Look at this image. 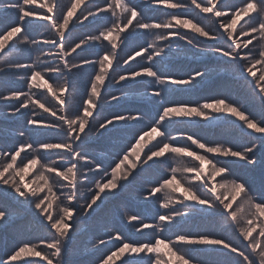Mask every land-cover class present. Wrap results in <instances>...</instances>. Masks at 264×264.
<instances>
[{
	"label": "snow or ice",
	"instance_id": "obj_1",
	"mask_svg": "<svg viewBox=\"0 0 264 264\" xmlns=\"http://www.w3.org/2000/svg\"><path fill=\"white\" fill-rule=\"evenodd\" d=\"M144 2L168 10L194 9L201 16L185 17L183 13L173 11L168 13L170 18L163 23L149 22L131 0H105L103 5L94 3V0H70L67 5L60 0H43L39 4L43 11L31 7L36 0H3L0 3V9L16 17L15 22L0 27V55H5L6 51H17L23 45L24 51L38 48L45 56L54 57V62L43 68L39 66L41 60L38 55L33 63H10L7 70H27L26 75L20 77L25 80L27 88L31 90L38 86L37 82H41L59 105L46 107L38 99H32L30 92L22 89L0 93L2 101L19 102L13 106V116L23 114L31 103L54 117L27 119L24 130L19 131L20 137L29 132L27 126L40 125L48 130L45 135L58 138L39 141L38 147L35 146L36 141H19L11 149L0 150V160L3 161L0 163V227L11 222L15 210L13 206H19L24 211L33 210V214L38 219L42 218L41 223L52 233L51 240L42 241L47 249L52 250L50 253L42 255L35 246L24 243L6 258H0V264H12L25 254L40 257L47 264H70L65 257L74 239L73 233L82 222L81 218H91L107 201L120 196L145 173L166 164L172 156L192 159L191 166L182 171L192 174L194 182L181 183L176 177L178 169L171 168V175H161L145 197L149 199L163 192L165 199L160 207L169 210L157 214L159 223L140 221L136 215L128 216V220L138 221L134 225L137 232L152 229L162 234L179 229L175 237L154 235L151 240L136 242L125 239L119 231L110 233L109 241L118 243L99 264H116L117 260L121 264H204L194 255H188L189 251L194 254L220 253L228 257L225 264H264V83H261L264 82V71L259 76L254 71L257 65L264 68V47L258 53L249 49L253 40L264 42V0H241L240 4H232L229 0ZM245 17L249 19L245 20ZM205 20L211 27L205 26L202 22ZM241 20L244 23L237 31ZM85 21H88V25L96 26L98 34L76 35L77 26L84 25ZM37 27L47 30L50 36L36 39L30 33ZM174 29H190L213 43L202 46L201 42ZM148 33H152L154 39L145 46L141 40ZM253 33H258L259 37ZM240 36L248 39L241 43ZM171 37H178L195 49L194 55L216 58L218 63L224 65L226 74L238 78L237 83H247L252 87L261 104L259 113L253 115L239 102V97L233 101L218 96L196 104L169 102L168 97L175 92L192 91L211 76L207 68L181 76L167 74L165 66L170 63L169 58L178 56L180 49L179 44L175 45L177 51L173 53ZM102 41L108 43L97 50V42ZM125 41L126 47L136 45L132 54L123 60L124 65H129L126 69L120 67L117 53L120 47L118 42ZM42 46H48V50L45 51ZM243 49H248V52ZM85 52H91L95 59L83 57L77 60ZM145 53H148L147 56ZM137 57H143L147 63L133 66L132 62ZM84 65H92L93 73L76 106L70 103L75 94L72 79L85 71ZM96 65L99 66L98 71ZM4 71L6 69L0 68V72ZM46 73L58 75L45 79ZM61 77L63 86L54 89L49 81ZM105 81L119 85L122 94L118 96L113 93L110 99H104L108 103L116 102L121 107L127 100L128 91L142 84L153 85L151 91L143 93L145 98H152L147 101L152 105L151 112L124 108V111L116 112L96 125L94 113L100 107L102 89L107 91ZM192 118H200L209 126L238 121L248 142L234 147L229 142L209 143L194 134L181 133L186 143L175 144L177 137L171 135L169 129L175 123L195 122ZM228 118L233 119L229 121ZM39 130V127L31 129L32 132ZM89 134L109 138L130 135L132 139L119 148L115 160L105 165L94 157L89 158L86 151ZM153 140L157 142L148 147ZM193 145L202 153L195 151ZM22 153L26 155L22 156ZM52 156L58 159H52ZM236 161H243L249 174L235 172L230 165ZM37 165V176L43 181V187L32 189L24 183V174ZM205 165L210 166L208 172H205ZM257 166L260 167L258 175ZM85 181L91 183L85 184ZM82 187L87 188V196L81 192ZM81 199L85 201L83 204L80 203ZM56 201L61 203L56 205L59 214L54 216L51 210ZM63 201H67V204L64 205ZM200 216L220 218L236 234V241L209 232L183 231L188 220ZM99 243L105 244V241L100 239ZM162 248L167 251L162 253ZM25 264L39 262L25 261Z\"/></svg>",
	"mask_w": 264,
	"mask_h": 264
},
{
	"label": "rangeland",
	"instance_id": "obj_2",
	"mask_svg": "<svg viewBox=\"0 0 264 264\" xmlns=\"http://www.w3.org/2000/svg\"><path fill=\"white\" fill-rule=\"evenodd\" d=\"M41 1H43V0H36V4L32 5L31 7L38 9L40 11L41 8H39V4L41 3ZM2 2H3V0L0 1V3H2ZM60 2L64 5H67L68 3H70L69 0H66V1L60 0ZM229 2L232 4H240L241 0H229ZM133 3L136 4L135 1H133ZM136 5L138 6L139 10L143 13V15L147 21L149 19H151V21H158V22L163 23L170 18L168 13L173 12V11L181 12V13H183V15L185 17L191 16L193 18H199L201 16V14H199L198 11H196L194 9L168 10V9H164L162 6L145 4V2L141 5H138V4H136ZM5 12H6L5 10L0 9L1 15H5L6 14ZM77 15H79V13H77ZM252 15L254 16L255 13H253ZM223 19H227V18H223ZM244 19L246 20L249 18L245 17ZM202 22L205 24L206 27H211V25L206 20L202 21ZM222 22H223V20H222ZM243 23H244V20H241L240 23L237 25V31H239L240 26ZM1 24H3V23H1ZM85 25H88V22L85 21L84 25H78L77 26L76 35H78L80 37H83L85 35H91L92 28L97 29L96 26H92V25L85 26ZM174 30H178V31L186 34L188 37L194 38V40L201 42L202 46L204 44H207V43H213V42L206 41L205 38L199 37L195 33H192L190 29H174ZM161 31H163V30H161ZM31 33L33 35L37 36V37H35L36 39H40V38L44 39L45 37L50 36L49 32H46V31H45V33L41 32V28L32 29ZM253 35L259 37L258 33H253ZM142 38L146 40V44H144V45L147 46V44L150 43L154 39V36L152 34L151 39L149 40V33H148V34L144 35ZM170 39H171V42L173 44V53H175L177 51L175 48V45L179 44L180 49H179V55L178 56L173 55L169 58L170 63L168 65H166V67L168 66V74L178 76V73L181 72L183 75H187L188 73L193 72L197 69L200 70L198 62L203 61V60H204V70H205V68H207L211 73L210 78L207 81H205V82H207V84L205 86L207 88H205L204 94L202 93V90L199 92V94L193 93V95L188 94L186 92L178 91V92H175L174 94L171 95V100L175 101L176 103L196 104V103H203L206 100H212V99L218 97V96H216L214 98H210L216 94L217 90L224 89L225 88L224 85L220 84L218 86H214V85L208 84V82L211 81L215 77L213 75H215V73H218V72L221 74H225L224 76H220V78H224L228 81L235 80L234 78H236V77H234L231 74L225 73L224 68H221L222 64L218 63V60L216 58H214L215 59V61H214V59L210 58V57L194 55V52L196 50L192 49L190 46L186 45V43L184 41H180L178 37H171ZM239 39H240L241 43H243L245 40L248 39V37L240 36ZM107 43H108L107 41H102V44L100 47L97 46L98 45V43H97L96 49L99 50L100 48H102ZM118 43H120V47L117 49L120 67L126 69L129 67V65H124L123 60L126 59L128 55L132 54L133 48H135L136 45H131V46L126 47L125 46L127 44L126 41L123 43H121V42H118ZM141 43H143L142 40H141ZM166 43L167 42H165V44ZM253 45H256V47L253 48ZM253 45H249V49H252L253 53H258L256 51L258 49L257 45L260 47V50H261V48L264 47V42H260L259 39H256V40H253ZM42 47H44L45 51L48 50V46H42ZM108 47L110 48V45H108ZM243 51L248 52V49H243ZM35 53L43 55V57L46 59H51L48 63H45L42 66H40L41 68H43L46 64L54 62V57L45 56L42 52L39 51L38 48L35 51ZM147 54L148 53H145L144 55L147 56ZM2 56L3 55H0V68L4 69V64H3L4 62L1 61V59L3 58ZM36 57L37 56H34L33 59H35ZM83 57H90V58L95 59V56H93V54L91 52H85L82 54V57H78L77 60H79ZM69 58L71 60V57H69ZM207 58H209V60L212 59L213 61H211V63H207L206 62ZM23 61L24 60H22V62ZM143 61H146V60L143 57H139V58H137L136 61L132 62V65L135 67H139L141 65L146 64ZM177 62H180L181 64H186L188 67L184 70H180L179 65H177ZM195 62H197V63L195 64ZM9 63H20V61H18V60L10 61ZM115 63L116 62H114V65H115ZM83 67H84L85 71L82 73H78L76 76H74L75 78L72 79V85H73V88L75 89V94H74L72 100L70 101V103H73L76 106L79 105L80 97H81V95H83L84 90H85V86L88 84L89 77L93 73V66L92 65H84ZM98 67L99 66L96 65V71H98ZM74 71H76V70H74ZM254 71H256L257 76H259L260 73L262 71H264V68H261L260 65H257V67H256V69H254ZM21 74H22L21 77L25 76L26 72L24 70H21ZM18 75H20V74L13 75L11 73H5L4 74V73L0 72V77L2 76L0 79H5V80L10 79L11 81H14V80L19 78ZM57 75L58 74H55V73H46L45 79H48V76L56 77ZM249 79H251V78H249ZM49 83H51L53 85L54 89H58L59 87L63 86L64 80L61 77L58 80H56V79L50 80ZM261 83H264V82H261ZM24 84H25V81L22 82V86H24ZM12 85H13V83H10L9 85L0 84V93L6 94L10 91H14V90H10ZM37 85L38 86L35 87L36 89H39V88L43 89L42 94H40V93L35 94L34 90H26L25 92L29 91L32 99H38L41 103H44L46 107L50 106L52 104H56V101L53 99L52 95L50 93H48L47 86L41 84V82H37ZM201 85L202 84L199 85V88L202 87ZM231 85L232 84L229 83L228 87L226 88L227 91H228V89H230ZM236 85L237 86H239V85L244 86L243 92L245 94H247L249 92V95L246 97H248V100L250 102L253 101V103H255V104H251V106H249L247 108L253 115H257L260 111V101L256 98L255 94H253L252 87H250L247 83H244V84L238 83ZM105 87H106L107 91H104L102 89V100H101V104H100L101 111L99 112V107H98L94 113V120H95L96 125H98L99 122H101L106 117H108V116H110L116 112L124 111V108H129L127 103H130V101L132 102V100H131L132 98H138L137 91L131 92L132 90H130L127 93V100L124 102L123 107L117 105L116 102L108 103L107 100L104 99L105 97L107 99H110V94L114 93V94L119 96L122 93L119 90V85H115L114 83L110 84L109 81H105ZM226 89L222 90L221 92H218L217 94H225ZM233 89H234V86H233ZM19 90H21V89H19ZM256 91H258V89ZM241 92L242 91L239 89L238 95ZM195 97H200L199 98L200 101H199V99H195ZM185 98L189 99L193 103H189L187 101H184ZM190 98H192V99H190ZM149 99H152V98H149ZM13 101H15V100H13ZM13 101H2V100H0V119H4L5 117L13 116V115H11V112L13 110V106H15L19 103L18 101H16V102H13ZM4 102H7V103L4 105ZM8 104H10V106ZM29 106L35 107V109L32 112L37 113V114H42V117H39V116L33 117L34 120L54 119V117H51L49 115V113L44 112L42 108H40L36 105H32L31 103L29 104ZM56 106L59 107L58 104H56ZM22 116H23V114H22ZM21 119H22V122H21L20 126H22L26 122L24 120V117L23 118L21 117ZM192 119L195 122L189 123L191 126L188 124H185V123L173 124V131H170V130L169 131H170L171 135H174L177 137V141L174 142L175 144L182 145V144L186 143L184 138L180 135L181 133L194 134L196 136H199L203 141H207L209 143H212V142H229L234 147H240L243 144L248 142V137L244 136L243 133L241 132L240 124L238 121H236L235 123L229 122L228 124H230V127H229V129H227V126H229V125H222L221 124V123H225V122H219V123H215L212 126H209L207 122L203 121L200 118H192ZM228 119H229V121H231L233 118H228ZM218 124H221L218 127V130H213V129L210 130V133H214V131H215V134H214L215 138H216L215 140H213L210 137V134L205 135L201 131V130L206 129L207 127H213L214 128ZM33 126H40V125H33ZM224 126H225V128H224ZM27 127L29 129L31 127V125H29ZM236 129H239V131L241 133L240 132L237 133ZM230 130H232V132H235V134H237V137H233L231 134L228 135V132ZM46 131H47V129H46ZM89 135H92V134H89ZM253 135L255 136V135H259V134H253ZM90 137L91 136H88L86 138L87 142L90 140ZM113 138H115V137H113ZM54 139H58V138L52 137L50 135H46V138L44 140L52 141ZM97 139L100 140V142H104L107 139H109V137H98L97 136ZM147 139L148 138H146V140ZM157 139H159V138H157ZM123 140L125 141L124 145L126 146V144H127L126 140L127 139L124 138ZM156 142H157L156 140H153L150 143H148L147 146L151 147L152 144H154ZM187 143H190V142H187ZM256 143L258 144L259 141H256ZM0 145L1 146L3 145V142L1 140H0ZM192 148L195 149V146L193 145ZM98 150H99V146L92 145L91 143H87L86 151L89 155V158L94 157L96 161H102L105 165L110 163L111 161L106 160V158H105L107 156H104L101 152H98ZM145 150H147V149H145ZM53 151H58V150H53ZM195 151H197L198 153H202V150H200V149H195ZM207 155H209L210 157L212 156V154H207ZM22 156H25V153ZM51 158L52 159H58L55 156H52ZM113 159H115V158H113ZM166 159H167V157H166ZM217 159H219V158H217ZM220 159H223V158H220ZM232 159H235V158H232ZM19 160H20V158H18V163H19ZM0 162H2V160H0ZM241 162H242V164H240L238 166L237 165H235V166L230 165V166L238 174H241V175L249 174L246 166L243 165V161H241ZM192 163H193V161L190 157L172 156L170 159H167L166 164L160 165L159 168H156V172L151 170L150 172L145 173L143 175V178H142L143 181L139 180L132 185V187H134V189H136V186L141 188L139 191H136L139 193L135 192V194L134 193L131 194V195H136V197L135 196H133V197L136 198L135 201L139 202L137 204H133V203L130 204V205L135 206L136 209H130L128 207V205H126L125 201H123V200H125V198L122 196H119L120 199H118V200L116 197L113 200L107 201L105 203V205L102 206L101 210H98L97 213H93L91 215V218H89V217L81 218L82 222L79 223L78 230L75 233H73V236L75 239H73L70 248L73 246V244L75 242L81 241L80 243H82V244L81 245L79 244L75 247V253H80V252H84V251L86 252L85 249L90 248L87 250V251H89L88 256H90L94 252L93 249L97 248V246L99 245L98 243H96L97 240L99 238H101V237L97 238V236L94 235V232H93L94 229L100 228L101 231H106L107 236H105V237H109L110 233L114 234L115 232H117L116 228H114V227H112V229H109V228L103 227L99 222L95 223L94 222L95 218L100 216L102 218H110V220H112L113 213L115 211L117 212L118 215L121 216V218L123 220H126V222L124 224V226H125L124 230L127 229L128 234L131 232H135V234H145V237H144L145 240L144 241L151 240L154 235H163V236H169V237L174 236L176 234V232L179 231V229L168 230L162 234L159 233L158 230L154 231L152 229H146V230H142L141 232H137L136 227L134 225H137L138 221L129 222L128 216L136 215L140 218V221L153 223V224L159 223L158 218H157V214L158 213H164V212L169 210V209H165V208L160 207L161 203H163L164 199H165L163 192L157 193L156 196H152L149 199H145V197L149 195L150 189L155 185V182L157 180H159L161 175H164V174L171 175V168H177L178 169L177 173H176V177L178 180L181 181V183L187 184L189 182H194V181H192V174L185 173L182 171L183 168L191 166ZM204 167H205V172H208L210 166L205 165ZM259 168H257V173H259ZM38 171H39V165H37L35 168L29 170L28 172H26L24 174V183L29 184L32 189H39L40 187H43V181L40 180L37 176ZM90 175H92V174H90ZM97 178H99V177H97ZM17 179H19V177H17ZM64 183H66V181ZM90 183H91L90 181H85V184H90ZM128 190H129V187H128ZM128 190H125V191L127 192ZM220 191H222V190H220ZM81 192L83 193L84 196L88 195V191H87L86 187H82ZM170 195L175 196L176 194L170 193ZM157 197H159V199H157ZM84 202L85 201L83 199L80 200L81 204H83ZM60 203H61V201L54 202L53 209L51 210L53 212L54 216H55V213L59 214V208L56 205L60 204ZM63 203H64V205H66L67 201H63ZM151 205L155 206L156 210L152 211V214H150V217H146L145 214L142 212V208L149 209V208H152ZM13 207L15 208V210L13 212L11 222L5 227H0V258H6L8 254H11L13 252V250L17 248L18 245H22L26 241L32 242L31 245L35 246L36 250L40 251L42 255H46V254L50 253L52 250H50V249L48 250L46 248L45 244L42 243V241L43 240H51L52 233L49 231V229L47 227L43 226V224L41 223L42 218L38 219L37 216L35 214H33V210H31V209H29L28 211H24L19 206H13ZM233 207H235V205ZM96 214H97V216H95ZM114 214H116V213H114ZM44 223H46V222H44ZM201 224L205 225L206 228H204V229L206 231H209V233H211V234H214L217 236H222V237L228 238V239L236 236V234L231 230V228H229L223 222H222V225L217 229H215L216 224L213 227V224H211V222H209V221L208 222L202 221ZM198 225H199V222L195 223V225H194L197 231L204 230V229L200 228V226H198ZM106 227H108V225H106ZM79 228L80 229L82 228V229L79 231ZM14 231L16 233H20V235L19 234L15 235ZM193 231H194V228L189 230V232H193ZM35 232L37 233L38 236L36 235L35 237H32L31 234H34ZM232 234H234V235H232ZM1 235H5L6 240L4 242H2V240H1ZM254 235H256V233H254ZM29 239H31V240H29ZM38 241H41L42 247H40L38 245ZM86 243H88V244H86ZM114 243H118V242H114ZM3 244H4L5 248L7 249V253L4 250H2ZM83 245H84V247H83ZM161 250L167 251L166 249H163V248ZM3 254H5V256ZM86 254H87V252L84 253L83 256L78 257L74 260L69 259L68 256L70 254H68L65 258L68 261H70V264H83L84 262L83 261L80 262V260L85 258ZM104 257H105V255L101 256L99 261L97 262V264H99L100 260ZM207 257H208V255H203V254H200V256H198L199 259L201 258L204 260H206ZM25 261H38L39 264H47L46 260H41L40 257L33 256L31 254H25L19 260L13 261L12 264H14V263L15 264H25ZM218 262H221V261H218Z\"/></svg>",
	"mask_w": 264,
	"mask_h": 264
},
{
	"label": "trees",
	"instance_id": "obj_3",
	"mask_svg": "<svg viewBox=\"0 0 264 264\" xmlns=\"http://www.w3.org/2000/svg\"><path fill=\"white\" fill-rule=\"evenodd\" d=\"M1 1V0H0ZM64 1H66V0H64ZM70 1V0H69ZM133 1H135V3L136 4H138V5H141V4H143L144 3V0H131V2L133 3ZM43 1H41V3H42ZM94 3H97V4H101V5H103L104 3H105V0H94ZM37 11H39L38 9H36ZM40 11H43V9H41ZM6 14L5 15H1L0 14V27H2L3 25H5V24H7V23H13V22H15V19H16V17H15V14H10V13H7V12H5ZM8 20V21H7ZM149 22H152L151 21V19H149L148 20ZM86 22H88V21H86ZM1 23H3V24H1ZM37 23H40V22H37ZM33 29H38V27L37 28H33ZM45 31L46 32H48L47 30H45L44 28H41V32H44L45 33ZM143 31V30H142ZM91 34H98L97 33V29H94V28H92V33ZM31 35L32 36H34V37H37V36H35V35H33L32 33H31ZM45 36V35H44ZM152 35L149 33V37H151ZM43 38V37H42ZM41 39V38H40ZM42 40V39H41ZM98 43V47H100L101 46V44H102V42H97ZM257 52H259L260 51V47L257 45ZM24 49V46L23 45H20V47H19V49L17 50V51H14V52H10V53H8L7 51H6V54L5 55H3L2 57V59H1V61L2 62H4L3 64H4V69H6V71H4V72H2V73H11V74H13V75H16V74H20V75H18V79H16V80H14V81H11L10 79H8V80H5V79H0V84H7V85H9L10 83H13V85L15 86H13L12 85V87L10 88V90H19V89H22L23 91H26V90H29L28 88H27V86H26V84H24V86H22V82H24L25 80L24 79H21L20 77H21V70H19V71H17V70H7V64L10 62V61H16V60H18V61H20V62H22V60H24L23 61V63H33V62H35L36 61V58L35 59H33L34 58V56H40V60H41V63H40V65L39 66H42L43 64H45V63H48L51 59H46V58H44L43 57V55H41V54H36L35 53V51H24L23 50ZM78 51H80V50H78ZM30 53V54H29ZM73 55H75V53L73 54ZM210 58H212V57H210ZM70 59V58H69ZM214 59V58H213ZM211 61H213L212 59H210L209 60V58H207V60H206V62L207 63H211ZM214 61H215V59H214ZM58 63V62H57ZM197 62H195V64H196ZM10 64V63H9ZM177 65H179V69L180 70H184V69H186L188 66L186 65V64H181L180 62H177ZM198 65H199V68H200V70H204V60L203 61H199L198 62ZM166 67V66H165ZM167 69H168V66L166 67ZM221 68H224V65H222L221 66ZM26 73H27V70H24ZM181 72H179L178 73V76H180L181 74H180ZM167 74H168V72H167ZM183 75V74H182ZM225 74H221V73H215V75H213V76H215L211 81H209L208 82V84L209 85H214V86H218V85H224V89H222V90H225L227 87H228V85H229V83H231L233 86H234V89H233V86L231 85V87H230V89H228V91H227V89H226V91H225V94H217L218 92H221L222 90H217L216 91V94L215 95H213V97H210V98H214V97H216V96H225V97H228L229 99H231V100H233V101H237V98L239 97V98H241L240 100H239V102L241 103V104H243V105H245L246 107H249V106H251V104H255V103H253V101L252 102H250L249 100H248V97H246V96H248L249 95V92L247 93V94H245L244 92H243V89H244V86H242V85H239V86H237L236 84H238L237 83V77L236 78H234L235 80H230V81H228V80H226V79H224V78H220V76H224ZM3 76V75H2ZM1 76V77H2ZM0 77V78H1ZM4 77V76H3ZM75 77H73V79H74ZM206 84H207V82H204V83H202V87L201 88H199V85L195 88V89H193L192 91H181V92H186V93H188V94H191V95H193V93H198L199 94V92L202 90V93L204 94V90H205V88H207V87H205L206 86ZM152 85H148V84H142V85H139V86H137L135 89H133L131 92H134V91H137V95L139 94V93H143V92H145L146 90L147 91H151L152 90ZM239 89L242 91L239 95H238V93H239ZM31 90H34L35 91V94H38V93H40V94H42L43 93V89H36V88H32ZM37 90V91H36ZM27 92H29V91H27ZM26 92V93H27ZM227 93V94H226ZM207 94V93H206ZM253 94H255V93H253ZM150 98V97H149ZM200 97H195V99H199ZM21 99H25L24 97H22ZM190 99H192V98H190ZM132 100V102L130 101V103H127L128 104V106H129V108L130 109H133V110H135V109H142V110H144V111H148V109H146V108H148L149 106H148V104H146V103H144V102H141L139 99H137V98H132L131 99ZM140 101V102H139ZM168 101L169 102H175V101H173V100H171V96H169L168 97ZM184 101H187V102H189V103H193L192 101H190L189 99H184ZM199 101H200V99H199ZM13 102H16V101H13ZM7 102H4V105L6 104ZM176 103V102H175ZM9 106H10V104H8ZM35 109V107H32V106H29V108L28 109H24L23 110V116H22V114H16L15 116H9V117H5L4 119H0V140L3 142V145L0 147V150H3V149H11V148H13V146H15V145H18V142L19 141H36L37 142V144L35 145V146H37L38 147V142L39 141H43L45 138H46V135H45V133L48 131H46V129H44L42 126H33V125H31V127L29 128V132H27L26 134H25V136L24 137H20L19 136V131H22V130H24V128H25V124H26V122L22 125V126H20V124H21V122H22V119H21V117L23 118L24 117V120L26 121L27 119H33V117H36V116H39V117H42V114H37V113H34V112H32L33 110ZM260 109H261V104H260ZM101 111V108L99 107V112ZM29 112V113H28ZM39 120H42V119H39ZM201 122V121H200ZM185 124H188V125H190L189 123H185ZM222 125H229V126H227V129H229V127H230V124H228V123H221ZM221 124H218L216 127H207L206 129H204V130H201L205 135L207 134V135H209L210 134V137L213 139V140H215L216 138H215V131H214V133H210V130H218V127L221 125ZM191 126V125H190ZM37 127H39L40 128V130L39 131H36V132H32L31 131V129H33V128H37ZM224 128H225V126H224ZM223 128V129H224ZM5 130V131H4ZM170 131H173V125L171 126V128L169 129ZM236 132L237 133H239L240 131H239V129H236ZM241 133V132H240ZM212 134V135H211ZM232 135L233 137H237V134H235V132H232V130H230L229 132H228V135ZM89 136H91L90 137V140L87 142V143H91L92 145H96V146H99V150H98V152H101L104 156H107V157H105L106 158V160H109V161H113V160H115L116 159V156H115V153L119 150V148L121 147V146H125L124 145V143H125V141L123 140L124 138L125 139H127L126 140V142L128 141V140H131L132 139V137L129 135V136H122V137H115V138H113V137H111V138H109V139H107L106 141H104V142H100V140H98L97 139V136L96 135H89ZM174 136V135H173ZM254 136V135H253ZM256 136V135H255ZM124 137V138H123ZM131 138V139H130ZM29 151H31V150H29ZM24 153H22L21 155H23ZM26 155V154H25ZM111 158H109V157ZM113 158H115V159H113ZM220 159V158H219ZM232 159V158H231ZM232 160H235V159H232ZM0 163H3V161L2 162H0ZM240 164H242V162L241 161H236L234 164H231V165H233V166H235V165H240ZM243 165H244V162H243ZM257 168H259L258 166H257ZM154 172H156V168H154V169H152ZM248 170V169H247ZM259 172H260V168H259ZM259 173H257V175H258ZM139 180H142V179H139ZM138 180V181H139ZM143 181V180H142ZM133 189V190H132ZM141 188L140 187H138V186H136V189H134V187H132V185H130L129 186V190H128V188L126 189V190H128L127 192L126 191H123L121 194H120V196H122V197H124L125 198V200H123V201H125V203H126V205H128V207L130 208V209H136V207L135 206H133V205H130V204H132V203H134V202H138V201H135V197H136V195H131V194H135V192L136 191H139ZM223 191V190H222ZM136 193H139V192H136ZM133 196H135V197H133ZM118 199H120V197L118 196L117 197V200ZM139 203V202H138ZM114 213H116V214H114ZM113 213V218H112V220H110V218H102V217H100V216H98V217H94L95 218V220H94V222L95 223H100L103 227H105V228H109V229H112V227H114V228H116V231H119V232H121L122 234H123V236H124V238L125 239H127V240H131V241H136V242H142V241H144L145 239H144V237H145V234H135V232H131V233H129L128 234V232H127V229H125L124 230V228H125V226H124V224H125V222H126V220H123L122 218H121V216L120 215H118L117 214V212L115 211ZM150 213V211H149V209H148V211L145 213V216L146 217H148V214ZM55 215H57L56 213H55ZM95 216H97V214L95 215ZM202 221H209V222H211V224H213V227H214V225L216 224V228L215 229H217V228H219L221 225H222V220L220 219V218H209V217H206V216H200V217H195V218H192V219H190V220H188V222L184 225V227H183V231L184 232H189V230L190 229H192V228H194V231H193V233H195V232H209V231H206L204 228H206V226L205 225H202L201 224V222ZM199 222V225L198 226H200V228H202V229H204V230H199V231H197L196 230V228H195V223H198ZM106 225H108V227H106ZM82 229V228H81ZM80 228H79V231L81 230ZM92 230V229H91ZM171 230H175V229H171ZM177 230V229H176ZM210 230V229H209ZM214 230V229H213ZM93 232H94V235L95 236H97V238L98 237H101V238H99L98 240H97V242L96 243H98L99 245L97 246V248H95V249H93L94 250V252L90 255V256H88L89 255V251H87L88 249H90V248H88V249H85L86 250V252H87V254H86V256H85V258H83V259H81L80 260V262H84L83 264H97V262L99 261V259H100V257L101 256H103V255H107V254H109V252H110V250H114V245L116 244V243H114V242H116V241H109V237H105V236H107V233H106V231H101V229L99 228V229H94L93 230ZM14 233H15V235H17V234H19L20 235V233H16L15 231H14ZM32 235V237H35L36 235H37V233L35 232L34 234H31ZM232 235H234V234H232ZM38 236V235H37ZM165 237H169V236H165ZM173 237H175V235L174 236H172V238ZM75 239V238H74ZM100 239H103L104 241H105V244H100L99 243V240ZM226 239H228V238H226ZM29 240H31V239H29ZM229 240H233V241H236V236H234L233 238H229ZM93 241V240H92ZM81 241H77V242H75L74 244H73V246L69 249V252H68V254H70L68 257H69V259H76V258H78V257H81V256H83V254L84 253H86L85 251L84 252H80V253H75V247L77 246V245H81L82 243H80ZM25 243H30V245H31V243L32 242H25ZM86 244H88V243H86ZM23 245V244H22ZM38 245L40 246V247H42V245H41V241H38ZM95 246V245H94ZM45 247V246H44ZM83 247H84V245H83ZM92 248V247H91ZM49 250V249H48ZM92 250V251H93ZM5 252L7 253V250H5ZM91 252V251H90ZM161 252L163 253V252H166L165 250H161ZM188 255H194L197 259H199L198 258V256H200V254H203V255H208V257L206 258V260H204V259H199V260H201V261H204V264H225V262L227 261V259H228V257H226V256H224V255H221L220 253H211V252H202V253H192L191 251H189L188 253H187ZM4 256H5V254H3ZM143 255V254H142ZM3 256V257H4ZM210 256V257H209ZM66 259V258H65ZM144 259L145 260H147V256H145L144 257ZM218 261H221V262H218ZM116 263L117 264H121V261H119V260H117L116 261ZM15 264V263H14Z\"/></svg>",
	"mask_w": 264,
	"mask_h": 264
}]
</instances>
